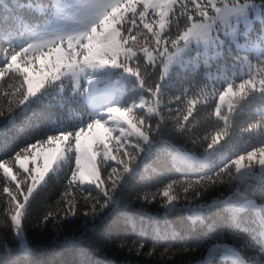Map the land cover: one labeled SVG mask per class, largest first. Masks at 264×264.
<instances>
[{
  "label": "snow or ice",
  "instance_id": "obj_1",
  "mask_svg": "<svg viewBox=\"0 0 264 264\" xmlns=\"http://www.w3.org/2000/svg\"><path fill=\"white\" fill-rule=\"evenodd\" d=\"M16 6L41 15L35 23L14 17L27 39L19 44L5 39L8 46L0 48V117L24 114L45 98L50 102L53 92L67 108L82 105L83 115L76 123L61 121L55 135L17 152L22 172L13 174L0 163V227L10 229L16 242L10 248L0 233V264H32L33 248L23 222L52 172L64 170L63 192L55 211L50 208L43 216L44 223L51 220L58 230L61 220L81 212L86 220L102 219L115 210L117 192L135 190L130 181L139 176L141 162L158 141L178 136L197 143L198 105L209 109L208 119L214 116L217 125L215 134L203 138L207 148L201 168L170 180L151 199L148 192L137 198L152 203L159 195L165 213L189 211L188 233L173 231L171 239L186 245L194 237L197 248L184 247L185 252L203 246L195 264H213L217 256L222 264H264V0H47ZM2 7L0 29L12 19L9 5ZM193 51L196 55L185 64L184 57ZM173 102L184 107L173 109ZM230 119L246 121L240 129L246 147L214 159L233 139ZM29 159L31 167L25 163ZM177 185L183 195L173 194ZM217 188L228 194L222 191V198L201 203L204 193ZM213 209L222 227L207 222L206 210ZM249 211L253 215L243 227L242 217ZM131 224L140 243L121 241L118 247L129 254L135 248L140 255L147 233ZM240 232L250 235L241 247H251L259 259L245 257L230 242ZM166 239L154 236L146 255H153ZM80 264L115 261L105 257Z\"/></svg>",
  "mask_w": 264,
  "mask_h": 264
},
{
  "label": "trees",
  "instance_id": "obj_2",
  "mask_svg": "<svg viewBox=\"0 0 264 264\" xmlns=\"http://www.w3.org/2000/svg\"><path fill=\"white\" fill-rule=\"evenodd\" d=\"M29 2L43 4L47 3V0H0V12L4 11L2 4L7 3L9 5L7 13L12 17L8 24L0 29V48L8 46L4 42L5 39L11 40L14 44H19L26 34L15 24L14 17L21 16L29 23L37 22L41 14L36 12L34 8L16 6ZM2 58L3 53L0 51V59ZM190 59L191 55L184 59L185 64H188ZM176 67L183 71L181 65L178 64ZM6 88L7 84H5ZM208 90H212L210 84ZM177 94L166 95L163 102L167 103ZM52 97L50 102L48 98H45L44 103L33 105L31 110L24 114L0 117V163L14 160L16 153L26 148L28 143H35L37 139H46L47 135H55V129L60 126L61 121L65 124L78 122L83 115L82 105L76 103L71 108H67L59 102V97L56 96L55 92L52 93ZM189 98L196 97L190 94ZM171 107L175 109L184 107V105H177L173 102ZM197 107L200 108L199 116H197L194 124L200 129L197 143L193 144L189 140L178 136H170L163 141H158L141 162L138 170L139 176L130 181L135 190L117 192L118 204L115 210L102 219L95 222L90 219L86 220L81 212L76 217L61 220L58 230L54 228L51 220L44 223L43 216L50 208L55 211V203L63 192L60 177L65 175L64 170L58 169L57 172H52L51 180L44 191L33 201L30 215L23 222L27 239L33 248L32 264H80L84 259L96 261L105 257L114 260L115 264H124L126 259L130 264H189V261H191V264H195L204 250L203 246L196 251L185 252L183 251L184 247L197 248L194 237L190 238L189 243L186 245L180 243L179 238L176 240L171 239L173 231L178 236H184L188 233L190 225L189 211L181 208L165 213L161 196L157 195L152 203H144L137 196L148 192L149 199H151V193L162 190L170 180H180L181 174L187 175L201 168L200 158L205 155V149L207 148V142H203V138L206 134L209 137L215 134L217 125L214 123V116L212 120L208 119V108L202 105ZM225 111L227 110L225 109ZM229 123L234 128L233 139L220 149V152L213 157L214 159L238 152L246 147V137L240 133V129L246 127V121L243 119L235 121L230 119ZM219 127H223V121H220ZM176 153L191 159L192 163L186 165L176 161L173 157ZM67 175L70 176L71 173L68 172ZM2 179H4V174L0 168V180ZM63 183L66 184L67 181L64 180ZM0 188H2V185H0ZM222 191L224 195L228 194L226 188L209 189L204 193V199L201 203L211 204L213 199L222 198ZM176 192H181V186H176L173 194H176ZM248 194L250 197L252 196L250 189ZM181 195H183L182 192ZM80 204L83 205L82 200ZM205 215L208 223L215 221L218 227L223 226L218 219L216 210H206ZM252 215L251 211L243 215V227L248 226V221ZM133 221L136 229L143 228L146 230L148 237L144 241V248L141 250L140 255H136L135 248L129 254L127 248L118 247L121 241H125L129 245L133 242L137 245L140 243L136 239V231L131 224ZM0 225H4L3 214H0ZM199 231H203V229H199ZM0 233H3L9 247L14 249L16 242L13 240L14 234L12 231L7 227H0ZM157 234L160 237H168V239L155 247L153 255L148 256L146 253L153 249L152 240ZM229 239L237 248H241L245 257L259 259L258 256H254V249L247 246L241 247L250 239L247 232H240L237 238ZM166 248H170V251L166 255H162ZM2 252L3 250L0 249V254ZM213 264H222L218 256L213 258ZM224 264H228V262H224Z\"/></svg>",
  "mask_w": 264,
  "mask_h": 264
},
{
  "label": "rangeland",
  "instance_id": "obj_3",
  "mask_svg": "<svg viewBox=\"0 0 264 264\" xmlns=\"http://www.w3.org/2000/svg\"><path fill=\"white\" fill-rule=\"evenodd\" d=\"M25 39H27V33L23 36L21 42L23 40H25ZM201 51H203V49H201ZM190 55H191V57L192 56H195L196 55L195 51H193ZM187 57L188 56H185L184 59H187ZM213 74H215V73H213ZM113 79H115V77H113ZM116 134H118V126H117V132H115L114 135H116ZM173 157L176 159V161H179L181 164L188 165V164H191L192 163L191 159H189V158H187L184 155H181L179 153L174 154ZM1 163H4L5 167L10 168L13 174H15V172L17 171V169H19L21 172L23 171V169H20L19 164L16 162L15 159L12 160V161H10V162H1ZM25 163L29 167H31V165H32L31 159H29ZM41 163H42V161H41ZM1 171L4 174V169L3 168H1Z\"/></svg>",
  "mask_w": 264,
  "mask_h": 264
}]
</instances>
